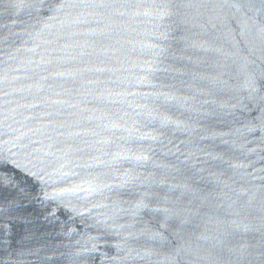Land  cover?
<instances>
[{"label":"water","instance_id":"95a60500","mask_svg":"<svg viewBox=\"0 0 264 264\" xmlns=\"http://www.w3.org/2000/svg\"><path fill=\"white\" fill-rule=\"evenodd\" d=\"M0 264H264V0H0Z\"/></svg>","mask_w":264,"mask_h":264}]
</instances>
